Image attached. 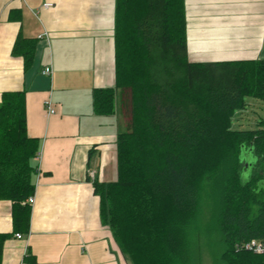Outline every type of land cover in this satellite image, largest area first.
Instances as JSON below:
<instances>
[{
  "label": "trees",
  "instance_id": "16d2710c",
  "mask_svg": "<svg viewBox=\"0 0 264 264\" xmlns=\"http://www.w3.org/2000/svg\"><path fill=\"white\" fill-rule=\"evenodd\" d=\"M115 26L116 87L93 95L95 112L113 115L120 92L125 112L117 179L94 182L102 222L133 264H178L199 209L198 175H206L220 200V264H264V255L244 248L264 242V129L231 124L247 97L264 99V62H191L184 0H117ZM36 48L37 40L17 37L13 55L25 70ZM210 146L217 158H206ZM39 151L40 140L28 134L25 92L3 93L0 201L13 204L15 233L30 231ZM9 238L0 234V264Z\"/></svg>",
  "mask_w": 264,
  "mask_h": 264
},
{
  "label": "crops",
  "instance_id": "0c3cea01",
  "mask_svg": "<svg viewBox=\"0 0 264 264\" xmlns=\"http://www.w3.org/2000/svg\"><path fill=\"white\" fill-rule=\"evenodd\" d=\"M184 2L191 62H264V0ZM116 8L117 0H0V103L25 92L28 134L40 140L29 234L14 232L13 204L0 201V234L10 235L2 264H126L94 190L116 181L125 128L120 92L113 115L93 105L96 90L116 87ZM19 35L37 40L28 70L13 55Z\"/></svg>",
  "mask_w": 264,
  "mask_h": 264
},
{
  "label": "rangeland",
  "instance_id": "374dc122",
  "mask_svg": "<svg viewBox=\"0 0 264 264\" xmlns=\"http://www.w3.org/2000/svg\"><path fill=\"white\" fill-rule=\"evenodd\" d=\"M246 103L248 104L247 109L238 113L232 119V127L237 131L264 129V99L247 97ZM116 109H118V96ZM213 147L205 148L204 153L209 155L206 158H217ZM248 155L247 152L246 157L243 158L253 164L255 161L254 156ZM201 160L196 163L198 168H201ZM198 176L201 181L198 180L200 185L199 209L193 214L192 231L188 237L190 239L188 241L189 247H184L185 257L178 264H189L190 261V264H220V231L217 225L221 208L218 202L220 200H216L217 197L212 190L216 191L217 188H213V183L208 179V176ZM122 255L126 260V264H133V262H130L128 255L123 253Z\"/></svg>",
  "mask_w": 264,
  "mask_h": 264
},
{
  "label": "built area",
  "instance_id": "2783aa9c",
  "mask_svg": "<svg viewBox=\"0 0 264 264\" xmlns=\"http://www.w3.org/2000/svg\"><path fill=\"white\" fill-rule=\"evenodd\" d=\"M44 7L47 8H51L53 7V4L51 3H46L44 5ZM43 76H47V77H51L53 75V70L52 67H47L42 71ZM45 108L47 110V113L51 116L54 115L56 113L55 107L53 105V103L51 102L50 99H47L45 101ZM39 160V157H38ZM36 202V198H35V194L33 196H31L27 203L33 208V206L35 205ZM17 239L21 240L23 238V235L21 234H16L15 235ZM244 248L248 251L253 252L254 254L257 255H264V242H260V241H251L249 243H247Z\"/></svg>",
  "mask_w": 264,
  "mask_h": 264
},
{
  "label": "water",
  "instance_id": "95a60500",
  "mask_svg": "<svg viewBox=\"0 0 264 264\" xmlns=\"http://www.w3.org/2000/svg\"><path fill=\"white\" fill-rule=\"evenodd\" d=\"M244 157H246V154L244 155ZM246 168H248V165L246 166ZM261 187L264 189V181L261 183Z\"/></svg>",
  "mask_w": 264,
  "mask_h": 264
},
{
  "label": "flooded vegetation",
  "instance_id": "af4514ba",
  "mask_svg": "<svg viewBox=\"0 0 264 264\" xmlns=\"http://www.w3.org/2000/svg\"><path fill=\"white\" fill-rule=\"evenodd\" d=\"M247 163H249V162H247ZM247 163H246V166L248 165Z\"/></svg>",
  "mask_w": 264,
  "mask_h": 264
}]
</instances>
